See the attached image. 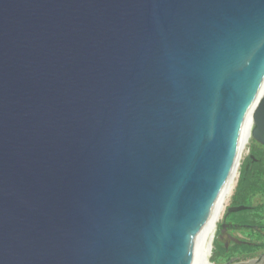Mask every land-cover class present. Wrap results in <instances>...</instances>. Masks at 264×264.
<instances>
[{
	"label": "water",
	"instance_id": "1",
	"mask_svg": "<svg viewBox=\"0 0 264 264\" xmlns=\"http://www.w3.org/2000/svg\"><path fill=\"white\" fill-rule=\"evenodd\" d=\"M263 77L264 0H0V264H190Z\"/></svg>",
	"mask_w": 264,
	"mask_h": 264
},
{
	"label": "trees",
	"instance_id": "2",
	"mask_svg": "<svg viewBox=\"0 0 264 264\" xmlns=\"http://www.w3.org/2000/svg\"><path fill=\"white\" fill-rule=\"evenodd\" d=\"M260 191H264V145L254 140L248 155L240 165L239 179L230 202L247 207L231 211L225 218L226 221L243 224L234 230H243L247 237H236L238 240L228 239L227 246L226 240L215 237V250L210 256L211 261L223 263L233 258L238 260L239 257L249 256L264 249V223L261 222L264 202L251 201L252 195ZM257 232L261 234V239L256 238Z\"/></svg>",
	"mask_w": 264,
	"mask_h": 264
},
{
	"label": "bare ground",
	"instance_id": "3",
	"mask_svg": "<svg viewBox=\"0 0 264 264\" xmlns=\"http://www.w3.org/2000/svg\"><path fill=\"white\" fill-rule=\"evenodd\" d=\"M259 91H264V77L259 85ZM253 137L252 135V120L250 117V112L247 117V123L245 126V131L243 134L241 146H240V151L239 155L235 161L233 170L227 179L218 199L214 203L206 227L205 231L199 240L194 253L192 255L190 264H214L210 262V255L213 249V244H214V236L217 230V219L223 214L225 210V205L229 201V199L232 197V194L235 190L236 183L238 180V167H239V160H240V155L242 152V149L248 142V140Z\"/></svg>",
	"mask_w": 264,
	"mask_h": 264
},
{
	"label": "rangeland",
	"instance_id": "4",
	"mask_svg": "<svg viewBox=\"0 0 264 264\" xmlns=\"http://www.w3.org/2000/svg\"><path fill=\"white\" fill-rule=\"evenodd\" d=\"M254 140H255V139H254L253 137H251V138L248 140V142L246 143V145L244 146V148L242 149V152H241V155H240V160H239V167H238V179H239V175H240V165H241L242 161L244 160V158L248 155V153H249V149H250V145H251V143H252ZM255 141H256V140H255ZM237 182H238V180H237ZM236 184H237V183H236ZM235 188H236V187H235ZM234 191H235V190H234ZM233 193H234V192H233ZM232 195H233V194H232ZM231 198H232V197H231ZM231 198L229 199V201H228L227 204L225 205V209H226V206H227L228 204H230V202H231ZM251 201H252V203L264 202V191H260V192H256V193H254V194L252 195V197H251ZM224 211H225V210H224ZM223 214H224V212H223ZM223 214L217 219V221H216L217 225L222 221V216H223ZM261 215H262V217H263L262 220H261V222L264 223V211L261 213ZM217 232H218V230H216V233H215L214 239H215V237H218V238H220V239H222V240H226L228 243H229L228 239H230L229 234L232 235V236H234V237H247L246 234H245V232H244L243 230H239V229L234 230V228H227V229H225L224 232H223V234H222V236H219V235L217 234ZM256 238H257V239H261V238H262L261 234L257 232V233H256ZM214 250H215V245L213 244V249H212L211 255H212V253H213ZM263 251H264V249L258 250L257 252L253 253L252 255L239 257L238 260H239V259H248V258H251V257H256V256H258L259 254H261ZM211 255H210V256H211Z\"/></svg>",
	"mask_w": 264,
	"mask_h": 264
}]
</instances>
